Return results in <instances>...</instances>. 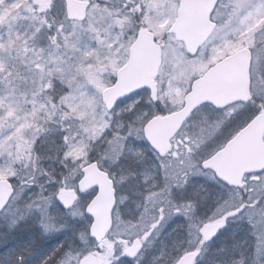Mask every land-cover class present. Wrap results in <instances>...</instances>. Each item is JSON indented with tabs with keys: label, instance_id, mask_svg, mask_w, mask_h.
<instances>
[{
	"label": "snow or ice",
	"instance_id": "obj_1",
	"mask_svg": "<svg viewBox=\"0 0 264 264\" xmlns=\"http://www.w3.org/2000/svg\"><path fill=\"white\" fill-rule=\"evenodd\" d=\"M0 264H264V0H0Z\"/></svg>",
	"mask_w": 264,
	"mask_h": 264
}]
</instances>
